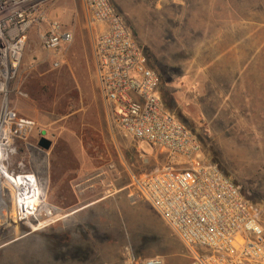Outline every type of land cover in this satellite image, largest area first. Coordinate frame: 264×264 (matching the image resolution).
Instances as JSON below:
<instances>
[{
	"label": "rangeland",
	"instance_id": "1",
	"mask_svg": "<svg viewBox=\"0 0 264 264\" xmlns=\"http://www.w3.org/2000/svg\"><path fill=\"white\" fill-rule=\"evenodd\" d=\"M111 1L161 75L165 107L198 137L201 159L216 153L215 164L264 225V0ZM47 19L73 40L46 50L40 34L48 23L31 28L9 84L11 107L35 128L16 144L8 167L35 176L39 199L35 218L23 224L13 221L3 195L0 264H140L137 256L141 264L153 257L194 264L150 205L129 196L132 175L170 158L110 120L94 73L100 29L87 25L82 0H56ZM41 137L51 141L46 151ZM55 234H66L67 244L57 245Z\"/></svg>",
	"mask_w": 264,
	"mask_h": 264
},
{
	"label": "built area",
	"instance_id": "2",
	"mask_svg": "<svg viewBox=\"0 0 264 264\" xmlns=\"http://www.w3.org/2000/svg\"><path fill=\"white\" fill-rule=\"evenodd\" d=\"M55 1L0 0V199L5 193L10 196V215L23 224L36 216L39 188L32 173L11 172L8 160L16 144L33 132L35 122L11 107L9 84L31 28L41 29L48 23L40 34L46 50H57L73 40L71 31L47 19ZM82 3L89 28L94 31L95 26H103L94 37L93 54L110 120L124 134L159 146L170 158L169 164L132 175L130 198L150 205L193 252L194 264H264V225L259 209L217 164L200 158L199 140L165 107L159 96V77L112 1ZM44 216L50 217L51 212ZM142 264L162 261L153 257Z\"/></svg>",
	"mask_w": 264,
	"mask_h": 264
},
{
	"label": "trees",
	"instance_id": "3",
	"mask_svg": "<svg viewBox=\"0 0 264 264\" xmlns=\"http://www.w3.org/2000/svg\"><path fill=\"white\" fill-rule=\"evenodd\" d=\"M146 53V52H145ZM147 55V54H146ZM150 68H152V67H150ZM153 69V68H152ZM154 70V69H153ZM155 71V70H154ZM156 73H157V75H158V77H159V80H160V87H161V84H162V77H161V75L157 72V71H155ZM162 99V98H161ZM163 101V100H162ZM168 109V108H167ZM171 111V110H170ZM172 112H174V111H172ZM174 114H175V116L180 120V121H182L181 119H180V116L177 114V113H175L174 112ZM185 125V124H184ZM186 126V125H185ZM187 127V126H186ZM193 133V132H192ZM194 134V133H193ZM195 135V134H194ZM196 136V135H195ZM196 138L198 139V137L196 136ZM199 140V139H198ZM210 163H218V158H217V155H216V153L214 152V151H209V156L206 158ZM226 175V174H225ZM228 176V175H227ZM229 177V176H228ZM233 180V179H232ZM234 181V180H233ZM235 182V181H234ZM236 183V182H235ZM243 193V192H242ZM244 195V194H243ZM244 197L246 198V196L244 195ZM247 199V198H246ZM248 200V199H247ZM66 237H67V235L66 234H55L54 236H53V239H55V242H56V244L57 245H59V246H65L66 244H67V242H66ZM137 261H139V263H141V258L140 257H138L137 256Z\"/></svg>",
	"mask_w": 264,
	"mask_h": 264
},
{
	"label": "water",
	"instance_id": "4",
	"mask_svg": "<svg viewBox=\"0 0 264 264\" xmlns=\"http://www.w3.org/2000/svg\"><path fill=\"white\" fill-rule=\"evenodd\" d=\"M38 147L42 150H48L51 146V141L45 137H41L38 141ZM6 207V204H5Z\"/></svg>",
	"mask_w": 264,
	"mask_h": 264
},
{
	"label": "bare ground",
	"instance_id": "5",
	"mask_svg": "<svg viewBox=\"0 0 264 264\" xmlns=\"http://www.w3.org/2000/svg\"><path fill=\"white\" fill-rule=\"evenodd\" d=\"M92 181H93V179H90L84 185H91ZM0 207H2V213H4V211H5V205L3 204V202H2L1 199H0Z\"/></svg>",
	"mask_w": 264,
	"mask_h": 264
},
{
	"label": "crops",
	"instance_id": "6",
	"mask_svg": "<svg viewBox=\"0 0 264 264\" xmlns=\"http://www.w3.org/2000/svg\"><path fill=\"white\" fill-rule=\"evenodd\" d=\"M103 26H97L98 30L101 29ZM94 56V54H93ZM94 73H95V62H94ZM95 78H96V74H95ZM96 81H97V78H96ZM97 84H98V81H97ZM99 87V85H98Z\"/></svg>",
	"mask_w": 264,
	"mask_h": 264
}]
</instances>
